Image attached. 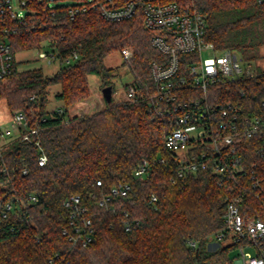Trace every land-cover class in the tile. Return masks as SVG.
<instances>
[{
	"label": "trees",
	"instance_id": "1",
	"mask_svg": "<svg viewBox=\"0 0 264 264\" xmlns=\"http://www.w3.org/2000/svg\"><path fill=\"white\" fill-rule=\"evenodd\" d=\"M176 1L205 14L206 37L218 48L252 53L264 46V0ZM68 5L54 6L53 14L31 1L29 7L35 13L29 12L26 23L10 35L15 54L49 44L61 62L54 74L47 75L41 67L20 69L16 59L13 71L0 80V98L6 99L12 113L22 110L29 127L38 128L33 137L40 139L48 155L46 164L40 165L38 146L20 136L2 145L0 169L7 166V171L0 178V196L15 188L23 217L12 213L0 225V264H54L52 258L65 264H218L229 260L231 246L208 249L211 239L224 228L227 192L223 183L209 169L184 177L175 174L174 151L166 145L171 125L149 102L124 98L107 102L93 114L67 113L69 105L89 97L91 74L99 75L104 86H113V69L105 59L123 47L134 49L127 60L133 81L141 86L149 83L151 61L162 58L151 42L155 32L144 26L141 11L129 20L113 22L96 9L71 18ZM65 57L73 59L65 63ZM55 84L61 85L57 97L65 109L47 108ZM180 94L181 99H190L200 93L186 90ZM209 97L217 103L240 104L245 115L264 110V70L220 81L210 88ZM145 160L153 168L141 178L135 169ZM119 182H129L131 194L114 199L109 206L99 205L100 192H108ZM74 194H80L93 211L97 232L87 247L70 248L62 232L69 221L64 200ZM125 209L141 220L131 231L123 224Z\"/></svg>",
	"mask_w": 264,
	"mask_h": 264
},
{
	"label": "built area",
	"instance_id": "2",
	"mask_svg": "<svg viewBox=\"0 0 264 264\" xmlns=\"http://www.w3.org/2000/svg\"><path fill=\"white\" fill-rule=\"evenodd\" d=\"M16 1L0 0V80L13 71L16 61L10 35L26 23L29 12L35 13L29 7L34 0ZM36 1L42 4V11L54 14L56 2L63 0ZM67 4L71 18L96 9L104 19L119 22L142 12L144 26L155 32L152 45L162 53V58L151 61L149 83L141 86L132 80L126 84L125 99L149 102L151 109L171 125L166 145L174 151L176 175L184 177L201 169L218 174L227 195L224 228L215 234V239L220 246H231L239 252L232 255L230 250L229 260L218 264H264V110L245 115L240 104L231 100L217 103L209 97L210 88L220 81L253 75L254 69L243 68L237 51L220 49L207 39L208 23L202 11L176 0H76ZM37 50L38 58L61 62L53 47L44 50L42 46ZM122 54L127 60L133 55L127 47ZM73 57L78 54L74 52ZM73 57H65L63 62L69 63ZM186 90L200 94L181 99L180 92ZM13 115L12 127L19 131L22 140L38 146L41 152L38 162L45 165L48 155L40 139L33 137L38 128L28 126L22 110ZM1 150L0 144V156ZM152 168L145 160L135 169V175L143 178ZM6 171L7 166L0 169V178ZM23 172H27V167ZM131 192L129 182H119L108 192L101 191L97 203L109 206L114 199L128 197ZM152 198L156 200L157 196L153 194ZM21 203L15 188L0 196V225L12 213L23 217ZM64 205L69 208V221L62 232L70 248L87 247L94 242L97 232L91 206L80 194L66 198ZM140 223L139 218L124 210L123 224L127 231ZM225 240L229 242L223 243ZM56 258L60 259L59 255Z\"/></svg>",
	"mask_w": 264,
	"mask_h": 264
},
{
	"label": "rangeland",
	"instance_id": "3",
	"mask_svg": "<svg viewBox=\"0 0 264 264\" xmlns=\"http://www.w3.org/2000/svg\"><path fill=\"white\" fill-rule=\"evenodd\" d=\"M16 3V0H13ZM76 0H63L60 3L55 4V6L60 4H67L75 2ZM126 48V47H123ZM122 48V49H123ZM134 54V49L131 46H127ZM44 50H51L49 44L43 46ZM238 57L243 68H252L254 70L261 69L264 70V46L259 50H255L252 53H243L242 51H237ZM16 59L19 62V68H37L41 67L47 75L54 74L60 66L59 60H54L52 63L49 62L48 58H38L37 49H27L21 50L16 53ZM105 63L108 67L113 69V75L111 76L112 89L109 95L104 92V81L96 74H91L89 76L91 93L89 97L82 99L74 104L67 107V113L69 116L81 115V114H93L100 109H102L107 102L118 101L125 98L126 84L133 80L132 71L127 63V59L122 54V50L115 51L109 54ZM61 90L60 84H55L52 86L51 91L48 95L47 108L49 110H55L58 108H64L63 101L57 97V93ZM14 121V115L7 106L6 99L0 98V144L4 145L6 143L5 138L9 136V139L13 135H19V131L12 127ZM15 137V136H14ZM8 140V139H7ZM229 240L223 241V243H228ZM218 243L216 239H211V244L208 245L209 250H214L217 248ZM237 248H231V254H238Z\"/></svg>",
	"mask_w": 264,
	"mask_h": 264
},
{
	"label": "water",
	"instance_id": "4",
	"mask_svg": "<svg viewBox=\"0 0 264 264\" xmlns=\"http://www.w3.org/2000/svg\"><path fill=\"white\" fill-rule=\"evenodd\" d=\"M111 89H112V86H105V88H104V92H105L107 95H109L110 92H111Z\"/></svg>",
	"mask_w": 264,
	"mask_h": 264
},
{
	"label": "crops",
	"instance_id": "5",
	"mask_svg": "<svg viewBox=\"0 0 264 264\" xmlns=\"http://www.w3.org/2000/svg\"><path fill=\"white\" fill-rule=\"evenodd\" d=\"M7 106H8V105H7ZM8 108H9V107H8ZM9 110H10V108H9ZM10 112H11V115H12V111H11V110H10ZM14 136L16 137V136H18V135H17V134H16V135H13L11 139L15 138ZM7 139H8V140H7ZM11 139H9V136L6 137V138H5L6 143H7L8 141H10Z\"/></svg>",
	"mask_w": 264,
	"mask_h": 264
}]
</instances>
